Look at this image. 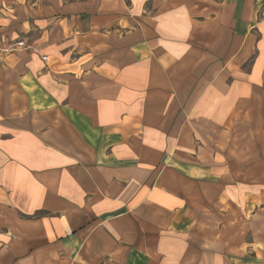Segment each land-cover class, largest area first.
Masks as SVG:
<instances>
[{
    "label": "crops",
    "instance_id": "obj_1",
    "mask_svg": "<svg viewBox=\"0 0 264 264\" xmlns=\"http://www.w3.org/2000/svg\"><path fill=\"white\" fill-rule=\"evenodd\" d=\"M0 30V264H264V0H0Z\"/></svg>",
    "mask_w": 264,
    "mask_h": 264
},
{
    "label": "rangeland",
    "instance_id": "obj_2",
    "mask_svg": "<svg viewBox=\"0 0 264 264\" xmlns=\"http://www.w3.org/2000/svg\"><path fill=\"white\" fill-rule=\"evenodd\" d=\"M3 6V5H2ZM3 30V29H2ZM3 31L0 30V43H3L4 40H3ZM24 43H18L17 45H23ZM4 46L0 45V48H3ZM260 143H258L259 145Z\"/></svg>",
    "mask_w": 264,
    "mask_h": 264
}]
</instances>
